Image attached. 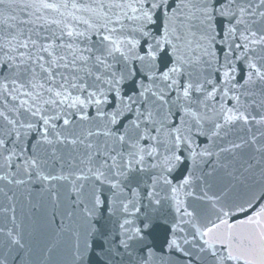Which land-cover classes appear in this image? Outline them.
I'll list each match as a JSON object with an SVG mask.
<instances>
[{"label":"water","instance_id":"water-1","mask_svg":"<svg viewBox=\"0 0 264 264\" xmlns=\"http://www.w3.org/2000/svg\"><path fill=\"white\" fill-rule=\"evenodd\" d=\"M0 264H264V0H0Z\"/></svg>","mask_w":264,"mask_h":264}]
</instances>
